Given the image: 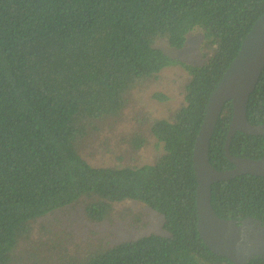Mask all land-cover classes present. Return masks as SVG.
Returning a JSON list of instances; mask_svg holds the SVG:
<instances>
[{
	"label": "trees",
	"instance_id": "trees-1",
	"mask_svg": "<svg viewBox=\"0 0 264 264\" xmlns=\"http://www.w3.org/2000/svg\"><path fill=\"white\" fill-rule=\"evenodd\" d=\"M263 15L264 0H0V264H37L18 250L40 218L82 202L91 221L104 222L126 201L160 213L166 234L90 246L83 255L40 264H234L199 234L193 153L212 92ZM195 30L202 33L200 65L156 46L163 39L182 49ZM170 65L184 67L190 78L185 104L171 119H147L163 153L142 166L92 164L84 147L97 126L119 116L131 91ZM247 115L264 123V70ZM232 117L229 101L209 151L219 170L235 167L225 153ZM146 143L140 131L132 150ZM231 153L263 158L264 136L238 132ZM212 205L222 218L264 223V177L215 183Z\"/></svg>",
	"mask_w": 264,
	"mask_h": 264
},
{
	"label": "rangeland",
	"instance_id": "rangeland-1",
	"mask_svg": "<svg viewBox=\"0 0 264 264\" xmlns=\"http://www.w3.org/2000/svg\"><path fill=\"white\" fill-rule=\"evenodd\" d=\"M169 56L190 64L200 65L202 33L189 34L186 45L177 49L166 40L156 43ZM190 73L180 65L165 67L155 81L140 84L131 91L127 107L117 116L99 124L85 143L84 156L96 166H142L153 164L164 145L148 130L147 119H171L185 104L184 86ZM143 132L147 143L141 151H134L131 140ZM110 219L91 221L82 202L56 210L33 223L31 237L20 244L18 254L37 264L61 254L83 255L91 246L112 245L155 233L165 235L164 217L142 203H117ZM28 252H32L30 254ZM26 254V256H25ZM31 256L30 258H28Z\"/></svg>",
	"mask_w": 264,
	"mask_h": 264
},
{
	"label": "water",
	"instance_id": "water-1",
	"mask_svg": "<svg viewBox=\"0 0 264 264\" xmlns=\"http://www.w3.org/2000/svg\"><path fill=\"white\" fill-rule=\"evenodd\" d=\"M264 70V15L253 25L241 48L217 87L212 92L193 153L197 179L198 231L209 249L234 264H245L254 258L264 259V223L255 217L243 220L218 216L212 205V186L239 175L264 177V157L251 159L231 153V143L238 132L264 136V123L253 124L247 105ZM233 104V117L227 134L225 153L235 165L219 170L209 158L211 140L218 119L227 102Z\"/></svg>",
	"mask_w": 264,
	"mask_h": 264
}]
</instances>
